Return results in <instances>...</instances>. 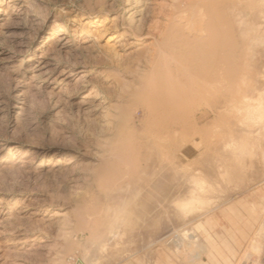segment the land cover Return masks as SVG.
I'll list each match as a JSON object with an SVG mask.
<instances>
[{
    "label": "rangeland",
    "instance_id": "374dc122",
    "mask_svg": "<svg viewBox=\"0 0 264 264\" xmlns=\"http://www.w3.org/2000/svg\"><path fill=\"white\" fill-rule=\"evenodd\" d=\"M9 1L0 0V264H264V0H146L135 28L127 0H23L20 17ZM187 31L230 39L194 70L192 110L151 111V68ZM40 56L55 68L27 89ZM225 61L241 87L228 103ZM74 63L84 85L63 82ZM89 94L96 110L85 114ZM17 228L46 245L23 250Z\"/></svg>",
    "mask_w": 264,
    "mask_h": 264
},
{
    "label": "bare ground",
    "instance_id": "6f19581e",
    "mask_svg": "<svg viewBox=\"0 0 264 264\" xmlns=\"http://www.w3.org/2000/svg\"><path fill=\"white\" fill-rule=\"evenodd\" d=\"M9 3L11 4L10 6H13V14L14 15H16L18 17L27 15L26 7H28V6L23 5V0H10ZM145 3H147L146 0H127L126 1V5H125L124 10H125L126 15H128V17L125 19L127 22H129L128 24L131 28H132V26H134V28H135V26H137V27L143 26L144 19H145V9H146ZM89 18H92V17L88 16L85 19L87 20ZM175 21L179 22V24H182L181 20L175 19ZM185 23H187V22H185ZM85 24H88V22ZM74 27L79 28V27H84V25L81 22H75ZM117 27L118 26L114 25L115 31H117ZM175 28H178V27H175ZM191 30L193 31V29H191ZM180 31H181V29H180ZM124 33L125 32H123L121 34L120 33L113 34L111 39L118 38L119 37L118 35L125 36ZM189 35H192V33L190 31L181 32L178 42L177 43L174 42V44H176V45L172 46L171 47L172 49L170 48L172 51H174L173 55H171V56L169 55L170 60H168L169 58L167 57L168 59L163 61L162 60L163 58L160 59L161 58V56H160L159 59L156 60V62L153 64V66L151 68L150 75L148 77L147 87H144L143 94H142L143 98L146 99L145 100L146 105L149 107V109L151 111L155 112L156 110H159V109L164 110V111L170 110L172 113L177 115V114L182 113L178 110L181 107H183L182 108L183 110L184 109L186 111L188 110L187 113L190 110H192L191 102L194 100V97L192 96V94H194L193 89H194V87H196L197 81L199 80V79L198 80L195 79L197 76V72L194 70H197V68L199 69V66L206 64V60L210 59L209 56H207V55H209L210 53L218 52L221 49L220 47L225 46L228 43V40L230 39L228 32H225L224 35L222 34V37H220L217 41H214V40L213 41H211V40L204 41V40H197L195 38L192 39ZM57 38L59 40H61V39L65 40L63 30H60L59 32H57ZM23 42H24L23 39H20V40H17L15 42V44L17 47H20L21 45H23ZM231 49H232V47H230V50ZM160 51H162V48ZM162 53L163 52H161V54ZM0 55L3 56V53L1 52ZM174 56H177V57H174ZM44 57L45 56H40L41 60L37 61V64L35 65V71L33 72V75L31 76V80H29L28 84L23 85L25 88L30 89V88H35L38 86L41 87L42 84H46L47 81L49 80L50 75L55 68V65L52 61L46 60ZM241 57H244V56H241ZM245 57H246V55H245ZM238 60H241V59H238ZM242 61H244V60H242ZM224 64L226 65V67H225L224 71H222L221 74L219 72V74L223 77L222 79H224V80H226L227 77H229L230 80L228 81V83L231 86H228L227 90H229V91L227 94H225L228 97L222 96L223 102L228 103V102L238 101L240 98L238 96V92L241 91V87L239 85H236L235 80L237 79V76L239 74V70L236 69L232 72L231 71L232 66L230 65L231 63L229 61H225ZM77 66H78V64L74 63L73 67L68 66V67H65V69H63L62 72L64 73V75H66V77L63 78V82H65V81H67V83L74 82L75 85H77V86L80 84H83V83H87L85 81V78L87 75L82 74V76H79V77L77 76L78 72H77V69H75V68H78ZM238 66L239 65H237V63H236L235 67H238ZM241 67H243V66H241ZM65 70H67V71H65ZM83 73H85V72H83ZM245 75H246V73H245ZM211 79L213 81H217L216 79H219V78L211 77ZM71 85L73 86V84H71ZM259 85H261V84H259ZM77 86H75V87H77ZM248 86H246V87H248ZM221 89L225 90V88H223L222 86H221ZM245 90H247V88H245ZM256 90L258 91L257 93L261 92V90H259V87H257V86H256ZM23 95H24V93L21 94L20 96H23ZM96 97L97 96H95V95L93 96L92 94H89V96H85L84 100H82V102L80 103L81 108L89 106L86 109V111H84L85 114L86 113L90 114L92 112L94 105L93 106H90V105L92 104V102L95 101ZM17 99H19V96H17ZM246 99H247V97H246ZM22 104H23V102H22ZM22 108H20V109H22ZM91 108H92V110H91ZM94 108L96 110V107H94ZM46 211L47 210H45V212ZM43 215H45V214H42V216ZM63 216H64L63 214L59 215L56 213L53 216H50L49 218H47L46 222L51 225L56 219H58L59 217H63ZM18 218H20L19 220L21 221V219H23L24 217L18 216ZM45 218L46 217H42V220L43 219L45 220ZM15 232L21 233V236L23 237L22 240H18L16 242V244L17 245L21 244L20 247L27 252H31L32 250H34L33 247L36 245L45 246L47 243V240L45 238H40L37 232L31 233V232H27L25 229H20V228H17L15 230ZM186 248H188V247H186ZM192 251L194 252V250H192ZM18 257H21V256H18ZM193 257H194V259L198 258V253L194 254ZM6 263H7V261H5L4 264H6ZM18 264H24V263H18Z\"/></svg>",
    "mask_w": 264,
    "mask_h": 264
}]
</instances>
